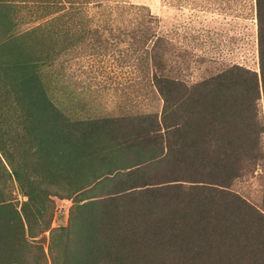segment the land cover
Returning <instances> with one entry per match:
<instances>
[{
    "label": "trees",
    "instance_id": "obj_1",
    "mask_svg": "<svg viewBox=\"0 0 264 264\" xmlns=\"http://www.w3.org/2000/svg\"><path fill=\"white\" fill-rule=\"evenodd\" d=\"M67 1L23 34L47 32L56 52L0 60V156L11 168L0 157V185L16 182L25 198L18 211L0 190V264H28L25 230L54 232L51 218L39 222L50 186L72 202L53 264H264V189L261 207L233 189L264 179V0H253L259 70L232 64L194 83L174 71L146 6L92 13ZM65 34L89 50L107 49L105 34L127 41L144 106L104 113L64 92Z\"/></svg>",
    "mask_w": 264,
    "mask_h": 264
},
{
    "label": "rangeland",
    "instance_id": "obj_2",
    "mask_svg": "<svg viewBox=\"0 0 264 264\" xmlns=\"http://www.w3.org/2000/svg\"><path fill=\"white\" fill-rule=\"evenodd\" d=\"M25 2L0 0V44L6 42L0 51L2 62L27 60L35 55H48L57 51L47 32L23 34L50 18L51 15H39L40 11L44 13L47 10L46 7L64 10L70 3L67 0ZM75 3V6L84 4L82 0ZM99 4L112 9L146 6L158 18V33L173 45L174 71L189 83L214 75L232 64L259 70L253 0H87L84 5L95 13ZM90 26L94 27V22ZM104 37L108 47L101 51L89 50L90 40L72 45L71 37L66 34L61 37L62 50L58 59L62 90L74 91L80 96L75 99L76 102L94 105L104 113L117 112L119 108L132 104L144 106L148 101L144 89L145 74L136 54L129 49L127 41L117 43L107 34ZM0 157L10 171L5 159ZM233 189L257 207L262 206L264 179H243ZM0 190L5 201L11 202L20 211L25 198L18 192L17 183L0 185ZM48 190L46 207L50 205V208L39 222L51 218L54 232L51 234L47 231L30 237L28 230H25L22 255L28 264L60 262V228L69 223L72 202L64 194H55L53 186Z\"/></svg>",
    "mask_w": 264,
    "mask_h": 264
}]
</instances>
